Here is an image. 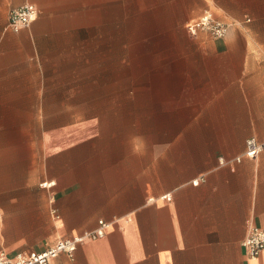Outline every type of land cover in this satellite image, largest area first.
Returning <instances> with one entry per match:
<instances>
[{
	"label": "crops",
	"instance_id": "1",
	"mask_svg": "<svg viewBox=\"0 0 264 264\" xmlns=\"http://www.w3.org/2000/svg\"><path fill=\"white\" fill-rule=\"evenodd\" d=\"M26 4L37 18L15 32ZM51 5L0 0V251L84 237L53 264H264L243 246L264 226V153L245 155L264 141V0H153L170 31L163 79L154 69L147 117L131 124L145 128L113 133L61 117L49 69L71 27ZM208 11L232 23L226 37L187 32Z\"/></svg>",
	"mask_w": 264,
	"mask_h": 264
},
{
	"label": "rangeland",
	"instance_id": "2",
	"mask_svg": "<svg viewBox=\"0 0 264 264\" xmlns=\"http://www.w3.org/2000/svg\"><path fill=\"white\" fill-rule=\"evenodd\" d=\"M51 1L47 8L71 27L49 69L61 117L75 113L78 129L88 120L110 133L139 127L131 124L147 117L153 70L158 85L170 37L166 23L153 20V0H107L106 6L102 0L101 7L100 0Z\"/></svg>",
	"mask_w": 264,
	"mask_h": 264
},
{
	"label": "built area",
	"instance_id": "3",
	"mask_svg": "<svg viewBox=\"0 0 264 264\" xmlns=\"http://www.w3.org/2000/svg\"><path fill=\"white\" fill-rule=\"evenodd\" d=\"M37 15L38 10L34 5H23L10 12L9 26L13 31L19 32L24 28H29L36 20ZM231 27L232 23L218 18L209 11L205 12L200 18L188 22L186 25L187 31L192 35L207 32L217 38L226 37ZM261 153H264V141H259L257 138L248 139L245 155L255 159ZM241 160L242 156L234 159L235 162H241ZM222 162L225 163L226 161L222 160ZM106 226V222L100 221L99 229L89 236L102 237ZM84 239V237L60 238L54 245L40 253L20 252L15 256H9L5 252L0 251V264H53V259L63 253L73 258L79 244ZM243 246L250 259L259 258L264 251V226H251L243 241Z\"/></svg>",
	"mask_w": 264,
	"mask_h": 264
}]
</instances>
